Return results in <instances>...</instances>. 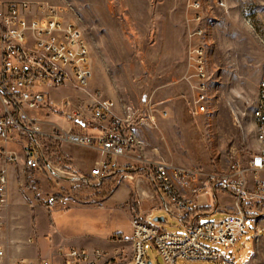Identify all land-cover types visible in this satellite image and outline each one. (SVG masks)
<instances>
[{
  "label": "rangeland",
  "instance_id": "374dc122",
  "mask_svg": "<svg viewBox=\"0 0 264 264\" xmlns=\"http://www.w3.org/2000/svg\"><path fill=\"white\" fill-rule=\"evenodd\" d=\"M13 1L55 7L65 22L81 32L90 52L92 77L87 87L80 89L68 83L45 89L52 108L38 111L40 115L52 114L54 122L62 121L58 116H74L92 127L87 107L97 100L112 101L111 116L121 120L128 107L139 115L151 106L158 117L156 129L138 128L133 123L142 142L136 151L140 158L135 156L134 165L137 169L146 163V172L152 163L163 161L223 173L237 154L246 159L259 150L252 110L264 68V0H223L224 6L218 5V0H196L200 3V22H195L190 9L194 0ZM198 30H202L201 36L196 34ZM195 46L204 49L207 74L205 114L198 116L192 112L195 79L188 64L189 49ZM66 101L70 103L67 108L63 104ZM161 111L167 113L166 118L159 117ZM66 145L53 143L48 148L59 154L58 148ZM89 150L86 154L92 158L96 153L98 161V153ZM136 173H132V180L125 179L119 185L116 183L122 178L117 177L110 199L101 197L103 184L87 185L80 199L88 207L59 210L54 203L45 210L47 218L38 214L40 228L34 242L44 248L41 254L45 255L50 238L60 245L80 241L87 249H130L117 237L129 235L131 218L136 216L137 207L133 209L126 202L133 182L139 185ZM255 207L251 205L249 211L253 212L246 215L248 232L233 248L212 246L235 264L247 263L255 254V240L264 241V205ZM226 217L215 214L201 222ZM154 218L166 221L157 223ZM146 220L170 233L183 232L178 220L163 210L155 209ZM146 253L152 264H162L152 246H146Z\"/></svg>",
  "mask_w": 264,
  "mask_h": 264
},
{
  "label": "built area",
  "instance_id": "2783aa9c",
  "mask_svg": "<svg viewBox=\"0 0 264 264\" xmlns=\"http://www.w3.org/2000/svg\"><path fill=\"white\" fill-rule=\"evenodd\" d=\"M216 2L224 6L223 0ZM189 5L195 22H200V3L194 0ZM61 16L50 5L0 0V155L6 161H17V153L8 147L21 142L24 166L29 170L50 173L62 166L51 165L49 158L53 153L49 152V145H77L93 150L99 156L89 178L78 177L85 180L86 185L97 187L107 178L121 174L133 179L139 146L134 125L150 130L158 127V117L151 106L136 114L137 117L133 108L128 107L124 120H117L111 116L114 103L97 100L87 107L94 126L100 128L93 135L58 126L44 129L43 115L35 114L52 108L47 104L49 96L45 89H57L68 83L84 89L92 77L87 43H82L81 32ZM196 34L200 36V30ZM203 57L202 46L189 49L188 64L195 79L192 109L195 116L205 114L206 109L207 74ZM63 104L66 108L70 106L69 101ZM252 114L256 136L264 139V68L257 84ZM159 117L166 118L167 113L161 111ZM72 118L75 119L74 116ZM76 119L79 126L88 125ZM151 165L148 172L160 200V209L176 218L180 226L186 228L184 232L170 233L140 217H132L130 249L126 251L120 248L109 252L99 248L57 247L36 263L19 261L17 264H147V245L155 249L162 264L221 263L220 252L210 246H220L225 250L233 248L248 232L246 215L253 212L249 207L264 205V179L259 178L264 174V153L259 149L246 159L237 154L223 173L203 172L199 167L186 168L163 161ZM248 175L253 176L252 183L248 181ZM7 184V173L1 169L0 211L7 205ZM215 188L232 197L235 214L220 221L186 227L184 218L198 213L199 197ZM183 190L188 194L184 195ZM55 200V197H50L48 204ZM259 231L256 230V235ZM223 264L235 263L228 260Z\"/></svg>",
  "mask_w": 264,
  "mask_h": 264
},
{
  "label": "crops",
  "instance_id": "0c3cea01",
  "mask_svg": "<svg viewBox=\"0 0 264 264\" xmlns=\"http://www.w3.org/2000/svg\"><path fill=\"white\" fill-rule=\"evenodd\" d=\"M55 106L58 105L56 104ZM35 114L41 116L40 112H35ZM44 115L45 117H41L44 121V129L58 126L65 129L73 128L77 131L82 130L92 135L100 131V128L94 125L92 127L88 125L86 127L78 126L75 124V119L72 117L58 116L62 121L54 122L51 119L55 117L54 115L49 113H44ZM139 132L136 133V138L139 142V146H141L142 142L138 138L140 136ZM9 148L17 153L18 159L17 161L9 162L0 155V170L4 169L8 178L7 205L0 211V250L2 251L0 263L17 264L19 261L36 263L49 256L57 247L87 249L82 246L83 243L80 241L73 243L69 242L67 245H60V243L52 242L50 238V243L46 247L44 252L45 255L43 256L41 253L44 248L39 247L37 242H34V239L38 238V231L40 228L38 214H42L43 217L46 216L47 218L48 214L45 210L48 211L50 205L54 203H56V205L58 204L57 208L59 210L64 208L81 209L88 207L84 202L85 200L83 199L82 201V199H80L81 197L83 198L85 193L83 190L87 185L85 180H81L78 177L81 175L89 178L91 167L97 160L96 153H94V157L90 158L86 154L89 149L70 145L59 147V154H52L49 161L51 165H61L62 168L49 173L45 170H29L24 166L22 162L21 142L12 143L9 145ZM49 152L53 153V150L49 149ZM140 165L141 166L136 169V175L139 176L140 180L139 185H136L132 181L133 188L129 189L126 202L130 203L133 209L137 207L134 212L136 216L133 217H140L147 221L146 217L155 209L161 210L160 200L154 191L149 173L145 171V165L143 163H140ZM117 177L122 178L119 179L117 185L122 183L125 179L128 181L132 180L125 174L117 175L114 179ZM259 178L264 179V174H260ZM248 181L252 183V175H248ZM218 190H220L221 196L218 195ZM182 193L187 195L188 191L183 190ZM113 194L114 192L112 195ZM112 195L107 199H110ZM50 197H55L56 199L52 204H48V199ZM215 214H225L227 216L235 214L232 197L219 188H215L199 197L198 213L196 216H187L184 218L185 226L189 227L192 224H200L202 223V218H207ZM207 221L208 220L205 222ZM178 225L183 232L186 230L184 226H180L179 221ZM129 232L127 237L122 234L117 237L119 240H122V242H120L121 245L130 246L131 230ZM53 234L55 235V232ZM212 246L214 245L210 247L212 248ZM254 249L255 254L245 264H264V241L256 239ZM221 257L222 263L228 261L224 256L221 255ZM230 260L233 261V259ZM233 262L235 263V261Z\"/></svg>",
  "mask_w": 264,
  "mask_h": 264
},
{
  "label": "trees",
  "instance_id": "16d2710c",
  "mask_svg": "<svg viewBox=\"0 0 264 264\" xmlns=\"http://www.w3.org/2000/svg\"><path fill=\"white\" fill-rule=\"evenodd\" d=\"M114 177H110L106 180H104L103 182V185L105 186V189H104V193L101 194V197L104 198V199H107L112 192H114L115 188H116V184H113V181H114ZM116 181V180H115ZM165 219L163 220V223H165Z\"/></svg>",
  "mask_w": 264,
  "mask_h": 264
},
{
  "label": "bare ground",
  "instance_id": "6f19581e",
  "mask_svg": "<svg viewBox=\"0 0 264 264\" xmlns=\"http://www.w3.org/2000/svg\"><path fill=\"white\" fill-rule=\"evenodd\" d=\"M203 34L202 30H200V36ZM82 43H86L84 37L82 36ZM204 51V49H203ZM252 118H253V114H252ZM117 120H121L117 117ZM256 141L259 145V149H261V153H264V139L262 137H257L256 136Z\"/></svg>",
  "mask_w": 264,
  "mask_h": 264
},
{
  "label": "water",
  "instance_id": "95a60500",
  "mask_svg": "<svg viewBox=\"0 0 264 264\" xmlns=\"http://www.w3.org/2000/svg\"><path fill=\"white\" fill-rule=\"evenodd\" d=\"M153 221L157 222V223H161V222H163V218H154ZM147 264H152V263L150 261H148Z\"/></svg>",
  "mask_w": 264,
  "mask_h": 264
}]
</instances>
